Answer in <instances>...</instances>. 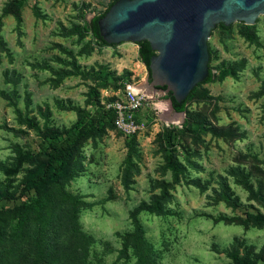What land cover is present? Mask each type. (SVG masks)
Listing matches in <instances>:
<instances>
[{
  "label": "rangeland",
  "instance_id": "1",
  "mask_svg": "<svg viewBox=\"0 0 264 264\" xmlns=\"http://www.w3.org/2000/svg\"><path fill=\"white\" fill-rule=\"evenodd\" d=\"M113 1L0 0V264H264V15L213 31L181 120L152 96L137 133L104 124L26 190L54 135L148 77L137 44L90 32Z\"/></svg>",
  "mask_w": 264,
  "mask_h": 264
},
{
  "label": "water",
  "instance_id": "2",
  "mask_svg": "<svg viewBox=\"0 0 264 264\" xmlns=\"http://www.w3.org/2000/svg\"><path fill=\"white\" fill-rule=\"evenodd\" d=\"M262 15L264 0H118L98 27L110 46L149 42L155 52L149 66L151 80L148 73L135 88L151 96L163 95L168 113L181 120L183 113L173 110L167 93L182 103L208 78V40L216 27L253 26ZM163 87L166 92L158 91Z\"/></svg>",
  "mask_w": 264,
  "mask_h": 264
},
{
  "label": "trees",
  "instance_id": "3",
  "mask_svg": "<svg viewBox=\"0 0 264 264\" xmlns=\"http://www.w3.org/2000/svg\"><path fill=\"white\" fill-rule=\"evenodd\" d=\"M118 0H114L101 15L95 16L88 23V27L93 37L100 41L104 45L107 44L100 35L98 21L103 18L109 9L115 4ZM232 27H225L224 25H218L214 31L217 29L230 30ZM139 46V57L141 62L147 67L150 78V60L155 55L151 45L147 41H143L138 44ZM210 51V50H209ZM210 73L205 82L199 84L188 96V98L182 103H178L172 93H167L168 99L171 101L173 110L176 113H183L187 103L194 97L196 91L199 87L204 84L211 83L214 81V74L211 67V51H210ZM167 88H158V91L166 92ZM81 122L72 127L67 131L64 137L59 138L57 135H54L48 146V160L45 164L42 174L28 179L25 183L26 190L34 189L37 194H41L47 189H49L53 183L55 177L67 166L72 160L74 155L79 149V146L82 142L89 139L92 135L98 133L101 127L104 124H110L116 130L115 126V111L113 109H105L103 107H98L94 110L93 113L82 112L80 114ZM117 131V130H116ZM26 207L33 209L34 211H39L42 205L34 198H30L24 202ZM158 208V205H157Z\"/></svg>",
  "mask_w": 264,
  "mask_h": 264
},
{
  "label": "built area",
  "instance_id": "4",
  "mask_svg": "<svg viewBox=\"0 0 264 264\" xmlns=\"http://www.w3.org/2000/svg\"><path fill=\"white\" fill-rule=\"evenodd\" d=\"M149 98L152 96L135 88V85L126 86L121 100L111 108L115 111V126L119 133L131 136L139 131L141 127L140 112L146 106Z\"/></svg>",
  "mask_w": 264,
  "mask_h": 264
},
{
  "label": "bare ground",
  "instance_id": "5",
  "mask_svg": "<svg viewBox=\"0 0 264 264\" xmlns=\"http://www.w3.org/2000/svg\"><path fill=\"white\" fill-rule=\"evenodd\" d=\"M168 107V106H167Z\"/></svg>",
  "mask_w": 264,
  "mask_h": 264
}]
</instances>
